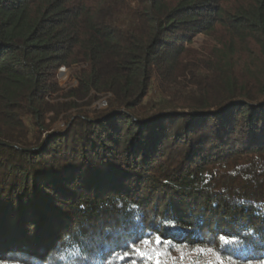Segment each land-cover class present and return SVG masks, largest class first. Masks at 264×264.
I'll list each match as a JSON object with an SVG mask.
<instances>
[{
    "label": "trees",
    "instance_id": "obj_1",
    "mask_svg": "<svg viewBox=\"0 0 264 264\" xmlns=\"http://www.w3.org/2000/svg\"><path fill=\"white\" fill-rule=\"evenodd\" d=\"M133 261L264 264V0H0V264Z\"/></svg>",
    "mask_w": 264,
    "mask_h": 264
},
{
    "label": "rangeland",
    "instance_id": "obj_2",
    "mask_svg": "<svg viewBox=\"0 0 264 264\" xmlns=\"http://www.w3.org/2000/svg\"><path fill=\"white\" fill-rule=\"evenodd\" d=\"M196 42L194 44V46L197 48L200 47L201 43L205 40V36L200 35L198 37L195 38ZM78 67H74L73 69H67V68H62L60 69L59 72H57V81L58 83L61 85L60 87L64 88V89H68L69 87H76L77 86V80L74 76V72L76 71ZM105 103V101L101 102L99 101L98 103H96L95 105H93V110L99 108L102 109L103 108V104ZM90 117L94 116V112H90L88 113ZM58 130H62L64 128V123H60L59 126L57 125L56 127Z\"/></svg>",
    "mask_w": 264,
    "mask_h": 264
},
{
    "label": "snow or ice",
    "instance_id": "obj_3",
    "mask_svg": "<svg viewBox=\"0 0 264 264\" xmlns=\"http://www.w3.org/2000/svg\"><path fill=\"white\" fill-rule=\"evenodd\" d=\"M81 207H83V206H81ZM156 243L157 244H160L161 243V240L158 238L156 240ZM133 251H139V249L138 248H133ZM128 256H129V254L128 253H125V258H127ZM133 264H135V261H133Z\"/></svg>",
    "mask_w": 264,
    "mask_h": 264
},
{
    "label": "water",
    "instance_id": "obj_4",
    "mask_svg": "<svg viewBox=\"0 0 264 264\" xmlns=\"http://www.w3.org/2000/svg\"><path fill=\"white\" fill-rule=\"evenodd\" d=\"M103 101H105L107 103L106 99L101 100V102H103ZM107 107H108V104L106 107H103L102 109H106Z\"/></svg>",
    "mask_w": 264,
    "mask_h": 264
},
{
    "label": "bare ground",
    "instance_id": "obj_5",
    "mask_svg": "<svg viewBox=\"0 0 264 264\" xmlns=\"http://www.w3.org/2000/svg\"><path fill=\"white\" fill-rule=\"evenodd\" d=\"M104 104L106 105L107 103L105 102ZM104 104H103V106H104Z\"/></svg>",
    "mask_w": 264,
    "mask_h": 264
},
{
    "label": "built area",
    "instance_id": "obj_6",
    "mask_svg": "<svg viewBox=\"0 0 264 264\" xmlns=\"http://www.w3.org/2000/svg\"><path fill=\"white\" fill-rule=\"evenodd\" d=\"M105 105V104H104Z\"/></svg>",
    "mask_w": 264,
    "mask_h": 264
}]
</instances>
